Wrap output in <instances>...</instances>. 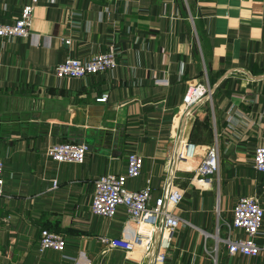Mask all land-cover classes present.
Listing matches in <instances>:
<instances>
[{"label":"crops","instance_id":"obj_1","mask_svg":"<svg viewBox=\"0 0 264 264\" xmlns=\"http://www.w3.org/2000/svg\"><path fill=\"white\" fill-rule=\"evenodd\" d=\"M30 1L0 0V20ZM34 9L29 36L0 38V264H264V250L257 258L230 254L223 244L210 252L217 224L220 236L228 234L224 221L236 199L264 198V174L251 165L254 145L264 142V0H38ZM109 46L118 58L113 69L54 75L66 55L86 58ZM205 73L212 101L202 99L185 116V88ZM104 92L107 99L98 100ZM229 101L254 126L227 131ZM215 137L219 175L194 184L198 158L180 166L173 159L181 139L203 149ZM61 139L87 144L84 161L51 159L45 150ZM130 149L144 162L127 178L129 189L150 177L155 196L166 179L185 192L163 262L148 263L141 249L101 253L100 235L125 237L135 225L122 205L112 218L90 211L93 180L125 174ZM46 226L65 235L63 251L38 252ZM262 230L264 245V220Z\"/></svg>","mask_w":264,"mask_h":264},{"label":"built area","instance_id":"obj_2","mask_svg":"<svg viewBox=\"0 0 264 264\" xmlns=\"http://www.w3.org/2000/svg\"><path fill=\"white\" fill-rule=\"evenodd\" d=\"M38 0L25 2L20 11L12 20H0V38H24L32 33V19L35 12V5ZM70 43L69 38L63 39ZM118 65V58L113 46L108 49L92 52L88 57L66 55L53 68L56 77H84L93 73H103L113 69ZM213 90L211 88L208 74L205 73L204 80H195L189 83L181 99V107L184 112L192 108L194 104L202 99L212 101ZM242 101H246L245 94L237 95ZM108 93H102L97 99L105 101ZM226 130L230 131L234 124L240 122L247 127L254 126L253 117L246 116L233 101H229L226 108ZM189 114V112H188ZM239 115L237 118L236 115ZM237 119V123L235 122ZM239 121V122H238ZM233 133V132H232ZM234 134V133H233ZM235 135V134H234ZM236 136V135H235ZM214 143L201 149L198 143L188 139H181V143L176 151L175 163H181L198 158L194 167L192 182L199 185H210L212 175H219L220 157L219 144L214 139ZM88 146L84 142L61 139L51 143L45 150L46 154L53 160L83 162L86 158ZM126 172L102 173L93 180V191L90 202V211L95 215H102L112 218L116 214L117 207L122 205L126 211L130 222L134 223V230L125 237H110L100 235L99 241L103 247L101 253L120 247L130 253L134 249H141L145 261L163 262L166 253L171 247L172 236L183 218L178 214L177 208L185 197L184 189L172 180L166 179L161 186L159 195H154L153 183L147 177L145 183L139 188H128L127 178L137 177L141 173L144 159L135 150L130 149L126 154ZM252 168L264 174V142H259L252 149ZM5 163L0 158V194L4 187ZM57 185V180H53V186ZM231 217L224 221L227 228V236L218 234L217 224L214 235L215 250L218 245L223 244L230 254L239 253L246 257L257 258L264 250V245L257 239L263 234L264 220V198L258 195H241L231 207ZM221 212L218 210V214ZM37 239L38 252L42 253L47 249L63 251L66 244L65 235L60 231L50 227H41ZM208 235L207 233L205 234ZM157 238L158 248L154 251V242ZM85 258V257H84ZM78 264V263H77ZM85 264H95L89 258H85Z\"/></svg>","mask_w":264,"mask_h":264},{"label":"rangeland","instance_id":"obj_3","mask_svg":"<svg viewBox=\"0 0 264 264\" xmlns=\"http://www.w3.org/2000/svg\"><path fill=\"white\" fill-rule=\"evenodd\" d=\"M211 88H212V86H211ZM213 90V89H212ZM214 91V90H213ZM192 109V108H191ZM190 109V110H191ZM190 112V111H189ZM185 113V112H184ZM197 135H199V136H204V135H206V133H203V131H200V132H197ZM221 217V216H220ZM230 219V218H229ZM228 220V219H227ZM216 234V233H215ZM215 234H211V236L210 237H212L213 239H214V235ZM207 236V235H206ZM222 244H220V246H221ZM215 243L212 245V247L210 248V252H212V254L214 255V254H216L215 253ZM219 248V245H218V247H217V249ZM220 249V248H219ZM218 250H216V252H217Z\"/></svg>","mask_w":264,"mask_h":264},{"label":"water","instance_id":"obj_4","mask_svg":"<svg viewBox=\"0 0 264 264\" xmlns=\"http://www.w3.org/2000/svg\"><path fill=\"white\" fill-rule=\"evenodd\" d=\"M249 73V72H248ZM251 74V73H250ZM213 87L214 86H212V89H213ZM190 110H188L187 112H185V116H187L188 115V112H189Z\"/></svg>","mask_w":264,"mask_h":264},{"label":"bare ground","instance_id":"obj_5","mask_svg":"<svg viewBox=\"0 0 264 264\" xmlns=\"http://www.w3.org/2000/svg\"><path fill=\"white\" fill-rule=\"evenodd\" d=\"M182 164V163H181Z\"/></svg>","mask_w":264,"mask_h":264}]
</instances>
